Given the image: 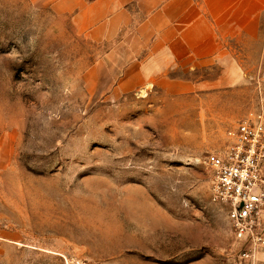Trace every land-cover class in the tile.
<instances>
[{"label": "rangeland", "instance_id": "374dc122", "mask_svg": "<svg viewBox=\"0 0 264 264\" xmlns=\"http://www.w3.org/2000/svg\"><path fill=\"white\" fill-rule=\"evenodd\" d=\"M93 2L0 0V128L15 157L0 211L18 239L0 264H264V249L240 257L206 163L264 109V56L231 86L214 85L218 65L175 68L140 96L109 69L144 13Z\"/></svg>", "mask_w": 264, "mask_h": 264}, {"label": "crops", "instance_id": "0c3cea01", "mask_svg": "<svg viewBox=\"0 0 264 264\" xmlns=\"http://www.w3.org/2000/svg\"><path fill=\"white\" fill-rule=\"evenodd\" d=\"M81 1V7L90 5ZM131 2L144 18L126 34L120 57L114 55L117 67L109 73L116 87L140 89L149 81L165 85L175 68L191 72L212 65L222 72L214 85L231 86L242 78L244 61L258 64L264 56V0H94L92 6L101 4L109 17V11ZM94 16L92 23L102 21ZM115 21L113 15L106 22ZM181 80L188 88L200 86L188 78ZM14 161L13 140L0 128V176ZM13 236L0 211V257L18 242Z\"/></svg>", "mask_w": 264, "mask_h": 264}, {"label": "built area", "instance_id": "2783aa9c", "mask_svg": "<svg viewBox=\"0 0 264 264\" xmlns=\"http://www.w3.org/2000/svg\"><path fill=\"white\" fill-rule=\"evenodd\" d=\"M223 149L211 151V198L227 206L234 235L245 244L241 258L256 260L264 249V109L251 111L226 134ZM66 264H96L85 257Z\"/></svg>", "mask_w": 264, "mask_h": 264}, {"label": "bare ground", "instance_id": "6f19581e", "mask_svg": "<svg viewBox=\"0 0 264 264\" xmlns=\"http://www.w3.org/2000/svg\"><path fill=\"white\" fill-rule=\"evenodd\" d=\"M152 86H153L152 82L149 81L145 86H142V88L139 89L138 94L140 96H146L149 93V91L152 89Z\"/></svg>", "mask_w": 264, "mask_h": 264}]
</instances>
